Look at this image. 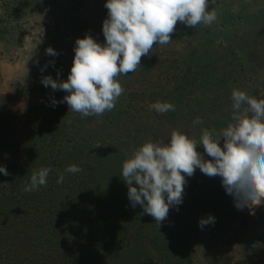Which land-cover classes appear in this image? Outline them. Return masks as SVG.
Here are the masks:
<instances>
[{
	"label": "trees",
	"instance_id": "obj_1",
	"mask_svg": "<svg viewBox=\"0 0 264 264\" xmlns=\"http://www.w3.org/2000/svg\"><path fill=\"white\" fill-rule=\"evenodd\" d=\"M23 1L50 13L62 54L73 55L86 34L104 44L106 0ZM0 8L9 16L23 9L17 0H0ZM211 8L217 20L210 26L178 22L170 44L154 45L137 71L116 78L124 93L113 110L83 117L64 103L52 116L58 130H37L44 127L37 122L21 154L10 132L14 114L0 94V166L9 172L0 173V264H264V204L254 215L237 209L219 176L199 168L186 176L178 211L170 208L157 225L131 205L120 175L122 162L146 141L166 143L173 130L197 140L203 128L219 133L231 122L233 89L264 99V0H209ZM157 101L175 111L150 110ZM197 117L202 124H193ZM197 151L210 159L202 145ZM71 164L83 171L64 172ZM41 167L52 169L47 184L24 192ZM208 215L215 222L201 229L198 221ZM259 223L258 235L239 234ZM204 230L217 241L208 242Z\"/></svg>",
	"mask_w": 264,
	"mask_h": 264
},
{
	"label": "clouds",
	"instance_id": "obj_2",
	"mask_svg": "<svg viewBox=\"0 0 264 264\" xmlns=\"http://www.w3.org/2000/svg\"><path fill=\"white\" fill-rule=\"evenodd\" d=\"M208 4L209 0H106L104 44L87 34L77 38L67 80L45 76L41 83L67 92L61 102L73 112L83 117L102 116L115 108L124 93L116 78L137 71L141 58L148 56L154 45L170 44L178 22L195 28L199 24L210 26L217 20V12L208 10ZM46 54L58 55L51 47ZM231 100V122L219 133L203 128L197 140L173 130L166 143L146 141L122 162L120 175L131 205H140L157 225L167 219L170 208L178 211L185 177L194 175L197 168L208 177L221 178L222 187L234 198L237 209H247L254 215L255 209L264 204V99L233 89ZM149 108L160 114L175 111L170 102L157 101ZM202 123L200 117L193 121L194 125ZM201 145L210 159L197 151ZM51 171L49 167L33 171L22 190L32 192L45 186ZM81 171L76 164L64 170L72 174ZM64 172L58 175L57 183H63ZM0 173L9 175L4 166H0ZM214 222L215 217L208 215L200 218L198 227Z\"/></svg>",
	"mask_w": 264,
	"mask_h": 264
},
{
	"label": "rangeland",
	"instance_id": "obj_3",
	"mask_svg": "<svg viewBox=\"0 0 264 264\" xmlns=\"http://www.w3.org/2000/svg\"><path fill=\"white\" fill-rule=\"evenodd\" d=\"M17 2L23 9L15 16L6 15L0 8V94L14 114L10 132L17 144L14 153L21 154L25 146L31 144L32 130H35L37 122L42 121L44 126L37 130H58L59 122L52 120V116L59 115L55 113L66 103L61 101L68 93L45 87L41 80L51 76L54 80L66 81L74 54H62L54 47L50 31L52 17L45 8L25 5L23 0ZM48 47L58 55L46 54ZM29 107L33 108L32 112L28 111ZM49 114L50 117H47ZM67 121L66 129L69 130L70 119ZM262 225H247L241 228L239 234L254 237L262 230ZM207 235L208 242L217 241V236ZM218 244L224 246L221 241ZM262 255L264 258V252Z\"/></svg>",
	"mask_w": 264,
	"mask_h": 264
}]
</instances>
